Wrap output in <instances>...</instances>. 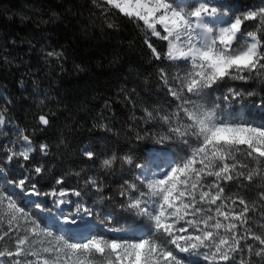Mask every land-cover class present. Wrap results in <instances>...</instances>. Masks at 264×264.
<instances>
[{"label": "snow or ice", "instance_id": "1", "mask_svg": "<svg viewBox=\"0 0 264 264\" xmlns=\"http://www.w3.org/2000/svg\"><path fill=\"white\" fill-rule=\"evenodd\" d=\"M93 2L104 13L116 9L138 27L142 24L144 43L154 59L169 61L181 69L182 74L171 77L164 68L160 70L168 94L179 101L176 109L169 113L145 108L143 119L167 126V134L159 136L156 143L177 139L189 145L191 151L178 161L169 160L164 153H154L152 159L160 161L155 165V172L151 164H136L140 169L137 175L140 183L125 180L121 185L120 196L125 200L120 206L147 217L152 222L151 235H91L75 242L70 236L65 238L42 227V222L38 223L18 203L21 195L51 196L58 209L69 202L64 199L69 192L63 187L51 192L37 188L40 181L34 180L31 172L39 177L46 171L43 165L34 166L18 180H8L20 192L13 190L7 194L0 189V244L8 238L13 245L0 247V264L6 261L11 264H187L177 253L203 256L208 264H264V222L254 224V216L249 215L258 213L264 221V121L257 125L239 113L225 115L218 103L205 107L197 102L227 80L247 82L264 77V0L244 10L219 0H185L182 4L177 0ZM149 35L166 42V51H158ZM46 55L59 59L63 52L51 50ZM243 95L229 87L223 99L228 101L230 97ZM38 120L41 125H49L44 114ZM4 122L0 114V125ZM20 136L25 142L21 150L5 148L7 162L14 158L30 161L33 141L23 129ZM39 151L48 155V145L41 144ZM81 151L95 166L98 153L87 145ZM118 162L133 164L130 156L112 153L104 155L100 167L107 172ZM20 167L27 168V165ZM244 181L248 186L254 181L260 182L256 185L261 188L258 199L232 191L233 187L247 191ZM64 183L63 178L56 180L57 185ZM85 185L101 193V201L108 199L103 196V183L96 178H87ZM71 194L82 195L75 189ZM33 203L43 210L42 203ZM83 211L93 215L89 209ZM62 213L61 209L57 215L64 225H76L77 217L83 220L79 203L75 213ZM112 215L107 213L101 223L110 220ZM61 231L71 233L77 229L62 228ZM109 231L118 230L110 228Z\"/></svg>", "mask_w": 264, "mask_h": 264}, {"label": "trees", "instance_id": "2", "mask_svg": "<svg viewBox=\"0 0 264 264\" xmlns=\"http://www.w3.org/2000/svg\"><path fill=\"white\" fill-rule=\"evenodd\" d=\"M226 1L238 10L259 3V0ZM144 39L142 24L138 27L116 9L104 13L93 0H0V114L5 118L4 128L17 125L36 147L30 161L14 158L7 162L4 152L11 137L0 130V164L5 169V175H0V189L11 194L6 182L18 180L17 169L26 164L28 172L37 165L46 169L39 177L31 172L34 180L40 181L36 186L41 192L61 187L81 191V197L93 212V226L86 233L62 232L56 223H46L33 202L23 195L18 199L26 212L38 223L42 222V227L57 235L70 236L75 242L91 235H151L152 222L147 217L120 206L125 200L120 196L121 185L125 180L140 183L135 175V165L146 164L151 148L158 147L155 140L167 134L166 125L145 122L144 109L171 113L179 103L168 94L160 78L161 68L170 77L182 74V71L169 61L154 59ZM149 39L158 51H166L164 41L150 35ZM51 50L63 52L62 58L48 57L46 53ZM229 87L244 95L235 99L230 97V109H224L227 103L223 96ZM248 92L255 95L248 96ZM262 99L264 77L247 82L227 80L197 102L205 107L218 103L225 115L237 113L241 106L243 112L240 115L258 125L264 121V109L258 106ZM41 114L48 117L49 125L39 124ZM13 137L19 138L20 132L15 131ZM41 142L48 145L46 156L38 151L37 145ZM165 143L177 161L191 151L189 145L177 139ZM86 145L98 153L95 166L82 155L81 150ZM112 153L119 157L130 156L133 164L118 162L105 172L100 161L104 155ZM91 176L103 183V196L108 199L101 201V193L85 185V180ZM60 178L65 183L54 186ZM259 183L254 181L248 186L244 181L247 191L235 187L232 191L258 199L261 188L256 185ZM43 197L45 206L50 208L47 202L50 196ZM109 212L113 214L111 219L101 223ZM249 215L254 216V224L264 222L258 213ZM135 227L139 232H134ZM110 228L119 232L109 231ZM0 247L13 245L5 238ZM177 255L187 264H208L203 256L190 259L182 253Z\"/></svg>", "mask_w": 264, "mask_h": 264}, {"label": "rangeland", "instance_id": "3", "mask_svg": "<svg viewBox=\"0 0 264 264\" xmlns=\"http://www.w3.org/2000/svg\"><path fill=\"white\" fill-rule=\"evenodd\" d=\"M220 1V0H219ZM185 2V0H177V3H184ZM221 2V1H220ZM224 4H227L226 3V0L223 2ZM153 37V36H152ZM156 38V37H155ZM166 43V42H165ZM166 48H167V45H166ZM234 89V88H233ZM235 90H237V89H235ZM237 91H239V90H237ZM227 94H228V92H227ZM227 94H225V95H227ZM224 95V96H225ZM223 96V97H224ZM236 98H238V97H236ZM224 102H226L227 103V105L225 106V108L224 109H230L229 107H230V99L228 100V101H225L224 100ZM258 106L260 107V108H262V109H264V106H261V103H258ZM223 112H224V110H223ZM243 112V108L241 107V106H239L238 108H237V113H242ZM225 113V112H224ZM227 115H229V113L227 114ZM0 130H2V131H4L5 132V136H7V137H11V139L7 142V145H8V148L10 147V148H13L15 151H19V150H21V146L22 145H24V141H23V139H22V137L20 136L19 138H14L13 137V133L16 131V132H20V128L18 127V126H16V125H13L12 127H5L4 128V123L2 124V125H0ZM13 137V138H12ZM31 139V138H30ZM32 140V139H31ZM32 148H33V151H32V153H30V156L31 155H33L34 154V152L36 151V147L34 146V143H32ZM163 150H168V148H167V146H166V143H163V144H159L158 143V147L157 146H155V147H152L151 148V150L149 151V155H148V157H153V154L154 153H156V154H160V153H164L163 152ZM5 153V157L7 156V153H6V151L4 152ZM40 153V152H39ZM169 160H171V159H173L172 158V156L171 155H169V157H167ZM7 161V160H6ZM159 161V160H158ZM160 162V161H159ZM149 164H151V166H152V170H153V172H155V165L156 164H158L157 162H151V163H148V164H144V165H149ZM0 169H3L4 171L3 172H0V175H2V176H4L5 175V169H4V167L0 164ZM138 168H135V175H136V177H137V175L139 174V172H138V170H137ZM24 174H28V170L26 169V168H20V169H17V176H18V179L19 178H21V176L22 175H24ZM91 177H93V176H91ZM210 179V178H209ZM6 184H7V187L11 190V191H19L20 192V190L19 189H13V186L12 185H10V184H8L7 182H6ZM28 187H31V185H28ZM61 188H58V189H56L57 191H59ZM65 191H68L69 192V195L66 197V198H64V199H67L69 202L68 203H66V204H62V205H60V208L58 209L56 206H55V204L53 203V197H49L48 198V200H47V202L49 203V205H50V208H47L46 206H45V199H44V197L43 196H39V197H37V196H31V195H28V196H24V198L25 199H27V200H29V201H31V202H33V201H36V202H40V203H42L43 204V210H41V209H38L39 210V212H40V214H41V216H43L44 218H45V220L46 219H48L49 220V217L52 215V217L54 218V223H56V225H57V223H59V222H61L62 221V219H60L59 217H58V213H60V211H61V209L63 210V215H70V214H72V213H75L76 211H77V204L79 203L80 204V214L83 216V220H80L79 219V217H77V224L76 225H65V227L66 228H73V229H77V231H75V232H79V233H82V231H84V230H88L91 226H93V224L92 223H90V221H88V219H87V217H88V215L86 214V213H84V211H83V209H89L90 210V208L86 205V201H85V199L83 198V197H76L75 195H72L71 194V192H72V190H68V189H65V188H63ZM53 191V190H52ZM33 206L35 207V204L33 203ZM112 232H114V233H118V232H116V231H112ZM203 251V250H202ZM186 254V253H185ZM187 255H189V256H193V257H197V258H200V256H196V255H190V254H187Z\"/></svg>", "mask_w": 264, "mask_h": 264}, {"label": "water", "instance_id": "4", "mask_svg": "<svg viewBox=\"0 0 264 264\" xmlns=\"http://www.w3.org/2000/svg\"><path fill=\"white\" fill-rule=\"evenodd\" d=\"M164 152V154H168V155H170V152H169V150H164L163 151ZM152 162V160L151 159H149V163H151ZM148 164V163H147ZM88 221H90V223H92V220H91V216H88ZM53 221H51V220H46V223L48 224V225H50L51 223H52ZM57 226H58V228H60V229H62V228H66L65 226H63V225H60L59 223H57ZM83 233H86L87 232V230H84V231H82ZM134 232H139V228H135L134 229ZM182 254H185V253H182ZM186 256H187V258H190V259H199V258H197V257H193V256H189V255H187V254H185Z\"/></svg>", "mask_w": 264, "mask_h": 264}, {"label": "bare ground", "instance_id": "5", "mask_svg": "<svg viewBox=\"0 0 264 264\" xmlns=\"http://www.w3.org/2000/svg\"><path fill=\"white\" fill-rule=\"evenodd\" d=\"M221 1V3H223L224 1L223 0H220ZM227 2V1H226ZM23 143H25V142H23ZM31 147H32V145H31ZM39 151V150H38ZM40 152V151H39ZM167 155V157H169V155L168 154H166ZM153 158V157H152ZM151 157H150V159L152 160V161H155V162H157V163H159V161L158 160H153ZM138 172L140 173V169H138ZM88 218V217H87ZM49 220H51V221H55L54 220V218L52 217V215L49 217ZM59 224L60 225H63V226H65L64 224H63V221H61V222H59ZM117 232V231H116Z\"/></svg>", "mask_w": 264, "mask_h": 264}, {"label": "built area", "instance_id": "6", "mask_svg": "<svg viewBox=\"0 0 264 264\" xmlns=\"http://www.w3.org/2000/svg\"><path fill=\"white\" fill-rule=\"evenodd\" d=\"M16 126H17V125H16ZM41 144H45V143H44V142L39 143V144L37 145L38 150H39ZM34 146H35V145H34ZM40 154L44 155V154L41 153V152H40ZM56 185H57V184L55 183L54 186H56Z\"/></svg>", "mask_w": 264, "mask_h": 264}]
</instances>
